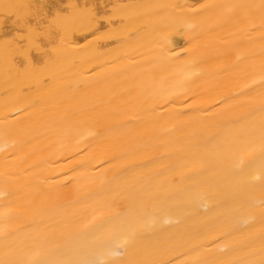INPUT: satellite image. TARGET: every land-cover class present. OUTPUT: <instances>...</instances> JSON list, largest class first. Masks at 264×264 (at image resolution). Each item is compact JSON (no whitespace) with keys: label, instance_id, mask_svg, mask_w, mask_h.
<instances>
[{"label":"bare ground","instance_id":"6f19581e","mask_svg":"<svg viewBox=\"0 0 264 264\" xmlns=\"http://www.w3.org/2000/svg\"><path fill=\"white\" fill-rule=\"evenodd\" d=\"M0 264H264V0H0Z\"/></svg>","mask_w":264,"mask_h":264}]
</instances>
